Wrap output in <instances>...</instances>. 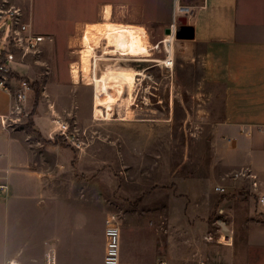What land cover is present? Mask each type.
<instances>
[{
    "label": "rangeland",
    "instance_id": "1",
    "mask_svg": "<svg viewBox=\"0 0 264 264\" xmlns=\"http://www.w3.org/2000/svg\"><path fill=\"white\" fill-rule=\"evenodd\" d=\"M67 17L66 10L36 9V31L50 39L41 55L21 68L31 87L29 99L24 117L10 122L31 132L28 115L39 110L52 126L51 141L33 131L32 138L41 141L44 160L53 163L56 192L71 187L67 177L79 179L75 192L85 194L91 216L90 264L100 262L111 215L121 225L122 249L139 264H264V141L256 153L259 168L226 169L227 150L213 136L219 93L205 78L202 49L173 39L170 69L163 62L168 57L160 44L164 37L149 34L155 48L147 60L122 61L143 75L119 95L109 119L96 118L94 85L84 84L80 69L78 83L72 76L87 32L81 30L69 52L72 25H58ZM109 20L118 21L112 15ZM110 49L105 39L95 48L99 66L115 62ZM59 123H66L74 138L61 136ZM49 142L56 144L53 151ZM230 236L231 246L224 242ZM76 252L82 256L83 250Z\"/></svg>",
    "mask_w": 264,
    "mask_h": 264
},
{
    "label": "crops",
    "instance_id": "2",
    "mask_svg": "<svg viewBox=\"0 0 264 264\" xmlns=\"http://www.w3.org/2000/svg\"><path fill=\"white\" fill-rule=\"evenodd\" d=\"M20 4L25 21L37 33H41L33 23L37 8L66 10L67 20L58 25H72L66 40L69 52L77 47L81 30L87 32L105 19L108 6L117 22L142 25L152 38L165 37L168 28L179 27L181 36L189 38L178 40L202 49L205 78L218 89L213 136L227 150L226 169L259 168L256 153L264 141V0H21ZM183 17L187 24L182 27L178 19ZM51 35L59 45L56 32ZM17 68L22 71V66ZM13 102L0 89V116L9 114ZM40 116L39 110L32 115L35 130L51 141L52 126ZM23 117L10 115L12 121ZM12 125L0 130V178L7 184L6 192L0 193V264H48V258L56 264H90L91 216L85 194L75 192L79 179L67 177L71 187L56 192L59 178L53 176V163L44 160L41 141L32 138V131ZM50 146L53 151L56 145ZM105 228L99 264H105ZM77 249L83 250L82 256ZM121 257L127 264H139L122 247Z\"/></svg>",
    "mask_w": 264,
    "mask_h": 264
},
{
    "label": "built area",
    "instance_id": "3",
    "mask_svg": "<svg viewBox=\"0 0 264 264\" xmlns=\"http://www.w3.org/2000/svg\"><path fill=\"white\" fill-rule=\"evenodd\" d=\"M21 0H0V89L8 92L14 99L9 114L0 116V130L9 126L10 115L20 113L25 110V103L29 99L30 86L24 80V74L16 66H27L30 59L37 58L43 52L46 42L50 39L49 35L34 32L31 25L25 21V13ZM178 27H171L172 36L175 40ZM167 36V35H166ZM166 36L161 40L165 51L168 53L164 65L167 68L174 66L175 60L170 52L171 41H167ZM174 42V41H173ZM66 123H59L56 129L65 139L74 138L68 130ZM242 174V173H241ZM239 175V174H238ZM7 184L0 178V193H5ZM218 191L225 189L218 186ZM260 203L264 206V195L260 197ZM106 248L105 264H127L121 257V225L115 215H111L106 220L105 228ZM231 239V237H229ZM9 264H18L12 262ZM48 264H56L48 258ZM158 264H167L161 261Z\"/></svg>",
    "mask_w": 264,
    "mask_h": 264
},
{
    "label": "bare ground",
    "instance_id": "4",
    "mask_svg": "<svg viewBox=\"0 0 264 264\" xmlns=\"http://www.w3.org/2000/svg\"><path fill=\"white\" fill-rule=\"evenodd\" d=\"M105 10L104 15L108 21L91 26L83 37L84 49L81 51L80 67H73L72 76L74 82L78 83L81 70L84 84L94 85L95 117L103 116L109 119L119 95H122L126 87L131 90L137 75H143L132 66L124 65L122 61H128L131 58L147 60L144 57L149 55V51L155 48V45H151L149 33L144 26L110 21L112 10L109 6ZM166 38L169 42L173 40V37L168 34ZM103 39L106 40L107 47L111 48L107 52L117 57H114L115 62L99 66L98 61L102 59H98L95 55V48L101 46ZM224 230L228 232L227 227ZM230 237L231 239L224 241L229 246L233 245V238Z\"/></svg>",
    "mask_w": 264,
    "mask_h": 264
},
{
    "label": "water",
    "instance_id": "5",
    "mask_svg": "<svg viewBox=\"0 0 264 264\" xmlns=\"http://www.w3.org/2000/svg\"><path fill=\"white\" fill-rule=\"evenodd\" d=\"M178 22H179V24L183 27V26H185L186 24H187V20H186V18L185 17H183V18H179L178 19ZM172 33V29L171 28H168L167 30H166V34H171ZM189 38V36H181V34H180V28L178 27L177 28V30H176V38L177 39H180V38Z\"/></svg>",
    "mask_w": 264,
    "mask_h": 264
},
{
    "label": "trees",
    "instance_id": "6",
    "mask_svg": "<svg viewBox=\"0 0 264 264\" xmlns=\"http://www.w3.org/2000/svg\"><path fill=\"white\" fill-rule=\"evenodd\" d=\"M35 111L36 110H32V112L28 115V117L30 118V119H28V121H31L30 122V124H29V129L30 130H32L36 135H38L40 138H43L42 136H41V134L37 131V130H35V124H34V122H33V120H32V115L35 113ZM50 143H53V142H49V144ZM54 144V143H53ZM56 145V144H55Z\"/></svg>",
    "mask_w": 264,
    "mask_h": 264
}]
</instances>
